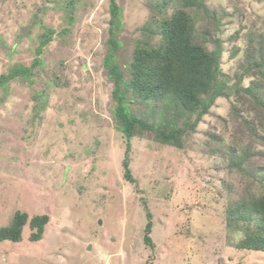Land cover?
I'll return each instance as SVG.
<instances>
[{
    "label": "rangeland",
    "instance_id": "1",
    "mask_svg": "<svg viewBox=\"0 0 264 264\" xmlns=\"http://www.w3.org/2000/svg\"><path fill=\"white\" fill-rule=\"evenodd\" d=\"M116 3L123 25L115 61L128 80L134 44L157 11L154 0ZM204 4L209 12H199L195 41L211 52L219 37L230 93L215 100L181 149L153 142V134L135 136L129 182L104 66L109 0H0V75L32 69L30 79L0 89V227L16 211L50 220L39 242L29 241L27 226L20 242H0V264H264V251L236 247L243 222L233 230L227 216L234 220L230 207L251 181L224 155L247 147L231 118V86L260 82L257 70L247 72L245 52L263 37L264 0ZM36 57L41 63L33 65ZM250 144L255 156L246 163L264 169V145Z\"/></svg>",
    "mask_w": 264,
    "mask_h": 264
},
{
    "label": "trees",
    "instance_id": "2",
    "mask_svg": "<svg viewBox=\"0 0 264 264\" xmlns=\"http://www.w3.org/2000/svg\"><path fill=\"white\" fill-rule=\"evenodd\" d=\"M116 1L109 0V50L104 66L114 85L113 119L125 138L123 164L127 169L124 178L132 182L128 165L131 140L135 136L153 134L155 143L183 148L188 132L195 129L215 100L228 97L229 86L219 67L222 52L219 37L215 35V48L211 52L203 43L195 41L199 12H209L204 0H154L152 8L157 15L151 16L141 28V36L134 44L129 63V78L125 80L115 61V54L121 46L118 34L123 25L121 9ZM170 6L172 11L168 13ZM201 35L205 38L208 34L204 32ZM245 53L247 72L257 70L261 75L260 82L252 81L246 88L238 86L241 79L231 86L237 103L232 106L231 118L238 120L239 130L248 138L247 147L238 155L235 148L230 147L224 155L230 167L236 168L242 177L245 175L251 183L257 182L262 186L264 169H253L246 161L255 156L250 144L252 141L264 145V34ZM37 54H40L39 50ZM40 61L36 57L33 65L40 64ZM31 76V67L15 66L0 75V89L15 79L28 80ZM132 104L143 108L135 110ZM251 183L249 188L245 187L239 202L231 205V215L235 216L234 220L227 216V222L233 230L238 229L239 220L243 222L245 237L237 243L238 249L263 252L264 189L253 193ZM147 217L149 219L150 214ZM49 221L45 214L29 217L25 212L16 211L10 223L0 227V242H20L25 226L30 231L29 241L39 242ZM150 227L151 223H147L143 237L148 246L152 245Z\"/></svg>",
    "mask_w": 264,
    "mask_h": 264
},
{
    "label": "water",
    "instance_id": "3",
    "mask_svg": "<svg viewBox=\"0 0 264 264\" xmlns=\"http://www.w3.org/2000/svg\"><path fill=\"white\" fill-rule=\"evenodd\" d=\"M228 94L230 93V91L227 92Z\"/></svg>",
    "mask_w": 264,
    "mask_h": 264
}]
</instances>
